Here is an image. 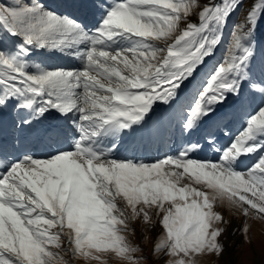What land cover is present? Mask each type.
Returning <instances> with one entry per match:
<instances>
[{
	"label": "snow or ice",
	"instance_id": "1",
	"mask_svg": "<svg viewBox=\"0 0 264 264\" xmlns=\"http://www.w3.org/2000/svg\"><path fill=\"white\" fill-rule=\"evenodd\" d=\"M243 2L92 0L90 27L47 0H0V118L14 113L22 128L55 113L72 131L67 147L44 156L10 159L0 146V264H206L225 251L218 207L243 217L245 239L249 220L264 221V76L251 66L264 0H251L179 121L181 135L201 133L216 159L192 158L200 140L153 162L115 155L120 137L196 80ZM41 52L79 66L33 63ZM229 95L244 119L218 145L219 124L205 121ZM133 221L149 232L159 226L151 256L129 239Z\"/></svg>",
	"mask_w": 264,
	"mask_h": 264
},
{
	"label": "rangeland",
	"instance_id": "2",
	"mask_svg": "<svg viewBox=\"0 0 264 264\" xmlns=\"http://www.w3.org/2000/svg\"><path fill=\"white\" fill-rule=\"evenodd\" d=\"M47 2L61 12L71 13L90 27L98 19L89 7L92 0H47ZM199 2L203 4L204 0H199ZM250 3L251 0H244L242 7L231 16L228 26L224 30L223 41L220 46L214 55L206 60V63L197 74L196 80L182 90L171 106H158L155 112L151 114L148 124L143 127H134L133 130L125 133L117 140L119 149L115 153L117 158H132L153 162L168 155H174L189 141L200 140L202 147L193 153L192 158L202 161L216 159L218 153L204 145L201 133L194 132L191 136L181 135L178 125L183 115V109L191 102L196 89L224 57L229 46L230 32L236 24L244 20L245 12L250 7ZM189 20L193 23L197 22V15L193 14ZM263 21L264 19H261L258 23ZM181 27H184V25L181 24ZM227 33L228 40L225 38ZM32 62L40 63L42 66L49 68H74L79 66V61L72 56L59 52L37 53L32 57ZM247 96L248 94H243V97ZM239 105V99L229 95L223 104L217 106L216 113L205 121V124L212 125L214 130L216 123L219 124L218 145H225L229 142V137L222 134L225 128L230 129L233 133L240 130L244 113ZM15 119L14 113L5 114L0 118V146L7 149L10 159L25 152L44 156L50 151H55L58 147H67L68 137L72 135L70 126L59 120L55 113L39 121H34L31 127H16L14 124ZM158 128L166 129V131L159 132L157 131ZM250 163L251 160L245 158L241 163V167H246ZM217 210L228 221V224L224 225L226 231L220 238L225 251L221 257H207L206 264H264V221L249 220L250 230L247 239H245L242 232L238 230L243 226V217L234 214L226 206L218 207ZM231 225H233V232L228 234ZM130 227L135 229V232L129 233V239L133 244H137L144 249L138 255L147 254L151 256L153 238L159 233V226L157 225L154 231L149 232L140 221H133L130 223ZM142 232L148 237L146 240L142 239ZM72 264H84V262L77 259L72 261ZM109 264H118V261L110 259ZM147 264H151V261Z\"/></svg>",
	"mask_w": 264,
	"mask_h": 264
},
{
	"label": "trees",
	"instance_id": "3",
	"mask_svg": "<svg viewBox=\"0 0 264 264\" xmlns=\"http://www.w3.org/2000/svg\"><path fill=\"white\" fill-rule=\"evenodd\" d=\"M225 38L228 40V33L225 35ZM254 40L255 51L251 66L253 67L255 75L259 78L264 76V21L257 23L254 32ZM244 94H248L247 88L245 89Z\"/></svg>",
	"mask_w": 264,
	"mask_h": 264
},
{
	"label": "bare ground",
	"instance_id": "4",
	"mask_svg": "<svg viewBox=\"0 0 264 264\" xmlns=\"http://www.w3.org/2000/svg\"><path fill=\"white\" fill-rule=\"evenodd\" d=\"M233 232V225L230 226V231H228V234Z\"/></svg>",
	"mask_w": 264,
	"mask_h": 264
}]
</instances>
